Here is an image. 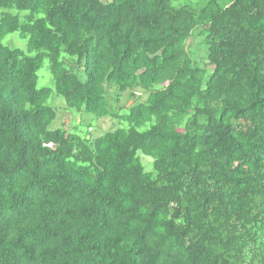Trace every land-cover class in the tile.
I'll return each mask as SVG.
<instances>
[{"label": "trees", "instance_id": "1", "mask_svg": "<svg viewBox=\"0 0 264 264\" xmlns=\"http://www.w3.org/2000/svg\"><path fill=\"white\" fill-rule=\"evenodd\" d=\"M0 264H264V0H0Z\"/></svg>", "mask_w": 264, "mask_h": 264}, {"label": "rangeland", "instance_id": "2", "mask_svg": "<svg viewBox=\"0 0 264 264\" xmlns=\"http://www.w3.org/2000/svg\"><path fill=\"white\" fill-rule=\"evenodd\" d=\"M3 42L11 47H19L22 49H25V43L26 40L21 38L17 33L13 34H7ZM195 51L198 53L199 56H202V59H204L203 50H200L198 52L197 47L193 46ZM52 83V74L50 71L46 68V66H43L38 71V86L43 85H50ZM119 96V104H129L132 101L131 97H128L126 92H122L118 94ZM143 98L144 95H141ZM48 104L53 105L57 117L56 119L51 123L50 127H57V126H67V127H74L76 126V129L78 133L89 136V137H95L100 134H102L104 131L114 128L115 126H125L126 123L119 120H113L109 117H96L92 113L86 112L84 110L75 111V110H66L63 105V100L61 97L53 96L48 101ZM184 116H182L183 118ZM147 124L144 125L142 128H146ZM144 161H148L147 158H143Z\"/></svg>", "mask_w": 264, "mask_h": 264}]
</instances>
